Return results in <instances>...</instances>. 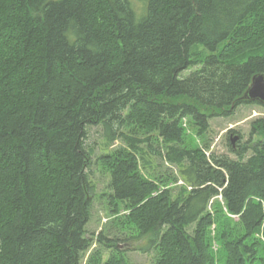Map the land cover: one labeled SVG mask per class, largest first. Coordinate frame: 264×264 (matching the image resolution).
Returning a JSON list of instances; mask_svg holds the SVG:
<instances>
[{
	"label": "trees",
	"instance_id": "1",
	"mask_svg": "<svg viewBox=\"0 0 264 264\" xmlns=\"http://www.w3.org/2000/svg\"><path fill=\"white\" fill-rule=\"evenodd\" d=\"M256 73L264 0H0V264H80L92 126L109 202L153 264H215L214 239L223 264H264V114L236 158L183 127L250 103ZM128 239L100 234L113 251L90 260L129 264Z\"/></svg>",
	"mask_w": 264,
	"mask_h": 264
},
{
	"label": "rangeland",
	"instance_id": "2",
	"mask_svg": "<svg viewBox=\"0 0 264 264\" xmlns=\"http://www.w3.org/2000/svg\"><path fill=\"white\" fill-rule=\"evenodd\" d=\"M264 114V108L259 103H244L236 106L233 112L227 116L214 115L208 121V128L202 135L197 134L196 126H191L189 119H183V127L185 128V139L189 145H197L200 148H204L207 154L214 153L216 155H228L231 158H236L235 153L232 151L236 148L238 141L244 142L249 137V131L251 123L261 118ZM198 129V128H197ZM234 130V131H232ZM102 129L97 126H92L88 129V137L86 143L92 147L93 152L91 154V165L89 168L90 178L94 185V193L92 196V204L90 209V218L86 225V235L91 239L92 244L89 249L83 254L80 264H96L95 261H91V255L96 251L102 252L104 257L108 256V249L96 242V238L100 237V234L105 237L114 238L129 237L128 250H126L125 257L129 264H153L155 260V254L153 250L148 252L139 250L140 247L145 245V239H133L131 235L136 234V231L124 229L121 226L122 220L118 216L124 214V211L119 214L114 213V207L109 202L110 193V180L111 175L107 167L99 159V155L102 147ZM241 135L242 138H238ZM239 142V143H240ZM118 142H115L113 146H117ZM208 145V149L204 146ZM250 152L246 154V157ZM245 157V158H246ZM158 164V170L163 172V181L166 179V174H173L176 176V169L174 166ZM158 175V174H156ZM159 177V176H156ZM179 181L177 184L181 183ZM168 186H172L171 182H167ZM220 200V198H219ZM221 202V201H220ZM222 203V202H221ZM213 204L208 206L211 211ZM211 235L214 237L215 226H211ZM120 244V248L123 249V241H117ZM211 249L218 260L215 264H223L224 258L220 246L214 239L212 241Z\"/></svg>",
	"mask_w": 264,
	"mask_h": 264
},
{
	"label": "water",
	"instance_id": "3",
	"mask_svg": "<svg viewBox=\"0 0 264 264\" xmlns=\"http://www.w3.org/2000/svg\"><path fill=\"white\" fill-rule=\"evenodd\" d=\"M262 81H264L263 73L254 74L241 99L264 105V88L260 87Z\"/></svg>",
	"mask_w": 264,
	"mask_h": 264
},
{
	"label": "snow or ice",
	"instance_id": "4",
	"mask_svg": "<svg viewBox=\"0 0 264 264\" xmlns=\"http://www.w3.org/2000/svg\"><path fill=\"white\" fill-rule=\"evenodd\" d=\"M260 87L264 88V81L261 82Z\"/></svg>",
	"mask_w": 264,
	"mask_h": 264
}]
</instances>
